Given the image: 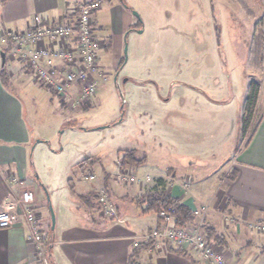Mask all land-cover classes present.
Returning a JSON list of instances; mask_svg holds the SVG:
<instances>
[{"label":"rangeland","instance_id":"rangeland-1","mask_svg":"<svg viewBox=\"0 0 264 264\" xmlns=\"http://www.w3.org/2000/svg\"><path fill=\"white\" fill-rule=\"evenodd\" d=\"M112 1V6L121 2ZM122 2L131 9L124 10L128 27L123 20L122 34L111 41L105 33L101 37L97 33L109 46L100 52L101 79L87 103L62 106L50 91L33 82L19 90L10 88L21 105L29 137L23 145L25 158L16 167L50 224L51 207L56 228L72 221L84 224L78 206L89 213L97 209L91 213L97 219L110 218L104 208L114 215L107 198L101 210L92 197L80 201L84 186L99 195L97 178L105 166H110L114 181L122 187L134 184L142 191L156 187L160 178L142 172L143 168L138 173L132 167L119 171L124 151L134 150L145 166L174 172L179 180L194 184L208 176L225 178L234 152L248 137H241L238 123L247 86L257 82L261 72L254 25L262 24L256 2L243 0L252 15L237 0ZM5 84L9 88L7 78ZM86 159L93 163L81 168ZM123 171L135 175L134 183L117 181ZM89 173L94 179L83 181ZM185 184L184 190L192 185ZM201 184L193 185L194 191ZM47 224V219L41 223L45 229Z\"/></svg>","mask_w":264,"mask_h":264},{"label":"crops","instance_id":"crops-1","mask_svg":"<svg viewBox=\"0 0 264 264\" xmlns=\"http://www.w3.org/2000/svg\"><path fill=\"white\" fill-rule=\"evenodd\" d=\"M87 1L89 0H0V34L6 31L27 30L35 15L41 17L45 24H49L51 20L67 14ZM254 1L257 4V13L261 16L260 28L264 35V0ZM105 2L95 13L94 29L96 35L98 33L101 37L105 33L111 41V37L122 34L123 20L126 17L124 10L131 9L125 8L122 0L115 6H112V0ZM252 12L251 14H254ZM127 23L124 20V27H128ZM105 43L107 46V42ZM2 52H5L3 63ZM8 55V50L0 46V210L3 206L8 208L10 203L19 198L21 192L30 188L16 167L17 161H23L25 158L23 145L28 142L29 137L21 105L10 92V88L19 90L29 82H35L27 74L24 64ZM3 76L8 79L9 88L3 85ZM258 76V125L248 142H244L237 153L234 152L229 173L225 178L208 176L192 184L185 178L179 180L181 178L174 172H161L156 166L147 167L146 162L136 170L138 173L139 169L143 168L142 172L160 178L164 195L177 199L189 209L199 203L209 204L205 223L209 230L221 237L222 244L219 247L228 264H264V233H257L247 227L248 224L264 225V40L263 61ZM101 171V176L97 178L98 186L100 191L105 192L104 199L107 198L106 202L114 212L112 217L106 220L97 219L91 214L92 211L97 212V209L93 207L89 213L84 207L78 206L76 210L85 218L84 224L79 225L72 221L69 226H54L51 229L48 214L43 211L30 188L34 194V208L40 218L41 230L43 233L44 230L46 233L50 230L52 245L49 250L45 248L43 251L45 259L42 261L37 258L35 247L25 238V225L18 223L10 228L0 229V264L198 263L193 253H187V256L179 255L167 244L154 251L150 242L146 241L145 235L158 226L157 218L153 213H144V206H137L131 203V200L149 191L154 185L145 191L134 184L122 187L114 181V172L110 166H105ZM83 181L81 178V185H84ZM186 181L192 185H188L187 190H184L182 185H186ZM200 183L203 184L198 187V192L194 191L193 187L196 186L193 185ZM81 191V202L83 196L92 197L100 210L104 208L103 202L100 203L99 190V195H92L85 186ZM205 191L209 194L213 191V194L209 195ZM88 207L92 208V205ZM46 219L48 224L45 229L41 223Z\"/></svg>","mask_w":264,"mask_h":264},{"label":"built area","instance_id":"built-area-1","mask_svg":"<svg viewBox=\"0 0 264 264\" xmlns=\"http://www.w3.org/2000/svg\"><path fill=\"white\" fill-rule=\"evenodd\" d=\"M105 1L89 0L51 20L49 24L35 15L27 30L1 33L0 46L8 50L11 59L23 63L33 81L50 91L59 103L83 105L95 96L101 79L99 59L106 43L96 35L94 16ZM116 177L121 184L135 181V175L126 171ZM92 179L90 173L84 176V180ZM100 195V201L104 202L102 198H105V192L101 190ZM208 210L206 204L190 208L192 221L183 224L177 216L176 207L163 209L157 215L158 226L149 231L145 239L152 243L154 251L167 244L174 249L193 253L200 264H228L220 247L207 238L205 218ZM103 211L106 217H112L109 210ZM18 223L25 225V238L35 247L37 258L43 261V251L52 242H47L41 230L31 191L21 192L8 208L3 206L0 210V229ZM247 227L257 233H264V225L248 224Z\"/></svg>","mask_w":264,"mask_h":264},{"label":"trees","instance_id":"trees-1","mask_svg":"<svg viewBox=\"0 0 264 264\" xmlns=\"http://www.w3.org/2000/svg\"><path fill=\"white\" fill-rule=\"evenodd\" d=\"M237 2H238L239 7L247 15H252L250 13L249 8L247 7V5L244 2H242V0H237ZM122 4L125 8L130 10V8L127 5H125L123 2H122ZM254 33H256V35H255L256 43L255 44H258V47H259L258 51L260 50L258 52V55H257L258 62H260V64H262L264 35H263V30L260 29V26L258 24L255 25ZM2 54L4 55L5 52H2ZM254 64H257V59L255 60ZM3 85H6L5 79L3 80ZM259 91H260L259 83L253 82V81L250 82L247 86L246 96L244 98V101H243V104H242V107L240 110L238 126H239V131H240L241 137L245 138V136L248 134V137L246 138L245 144L251 138L252 134L254 133V131L258 125L257 102H258ZM85 108H88V106H85ZM121 162H122L121 163L122 167L119 168V171L124 170V167H130V168L132 167V168L136 169V168H138L144 164V158H137L134 150L124 151L123 157L121 158ZM92 163L93 162L90 159H86V160L82 161L79 166H81V168L82 167L84 168V167L91 165ZM160 180L161 179H159L157 181L158 183L156 184V187H153L152 189L143 193V195H141L139 197L133 198L131 200V203H134L137 206H144L142 211L144 213H153L156 216V218H157L158 213L161 210L173 206V207L177 208V216L183 224L191 222L192 221V215L189 211V208L187 206H184L183 204H181L177 199L164 195V192L160 187L162 185V181H160ZM70 187H72V186H70ZM82 199H83V202L86 203V201H87V200H85L86 197L83 196ZM157 221H158V219H157ZM205 232H206L208 240H211L213 242L217 241V242H219L217 244H221V242H222L221 237L216 236L209 229H207ZM49 234H50V230L48 229L47 233L45 234L46 240H50L51 237ZM150 244L152 246L151 242H150ZM169 247L175 253H177L179 255L187 256L186 252L174 249L171 246H169ZM49 248H50V246L46 247L47 250H49ZM49 263H50V259H49ZM193 263L198 264L194 261H193Z\"/></svg>","mask_w":264,"mask_h":264},{"label":"water","instance_id":"water-1","mask_svg":"<svg viewBox=\"0 0 264 264\" xmlns=\"http://www.w3.org/2000/svg\"><path fill=\"white\" fill-rule=\"evenodd\" d=\"M133 15L137 16V14L135 12L133 13ZM139 32H141V31H139ZM1 59H2V63H3L4 62L3 54H2ZM120 98H121V108H122L124 105V99H123L121 94H120ZM49 211H50V218H51V229H53L54 228V215H53V212L51 211V207L49 208Z\"/></svg>","mask_w":264,"mask_h":264}]
</instances>
